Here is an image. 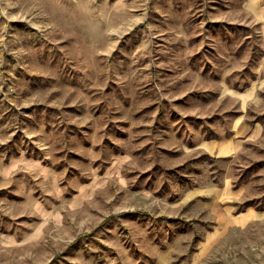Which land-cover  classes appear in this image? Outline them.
Wrapping results in <instances>:
<instances>
[{
	"label": "rangeland",
	"instance_id": "rangeland-1",
	"mask_svg": "<svg viewBox=\"0 0 264 264\" xmlns=\"http://www.w3.org/2000/svg\"><path fill=\"white\" fill-rule=\"evenodd\" d=\"M263 114L264 0H0V264H264V217L208 242L182 201L264 210Z\"/></svg>",
	"mask_w": 264,
	"mask_h": 264
},
{
	"label": "crops",
	"instance_id": "crops-1",
	"mask_svg": "<svg viewBox=\"0 0 264 264\" xmlns=\"http://www.w3.org/2000/svg\"><path fill=\"white\" fill-rule=\"evenodd\" d=\"M246 126L241 117L237 116L232 124V134L221 139L210 138L198 145L210 154L222 158H233L243 150L246 138L242 137ZM251 186L249 183L238 182L233 175H224L219 182H210L204 187L190 189L187 196L182 200L196 204L202 208L205 214L214 215L215 224L208 229V242L213 237V230L228 231L231 227L248 226L256 219L264 217V210L256 209L249 203L244 209L238 211V204L249 200ZM205 227V225H203ZM206 228V227H205ZM201 230V229H200ZM202 231V230H201ZM195 235L198 230L194 227ZM172 250L158 251L151 264H177L172 261ZM181 262V261H179ZM179 264V263H178Z\"/></svg>",
	"mask_w": 264,
	"mask_h": 264
},
{
	"label": "trees",
	"instance_id": "trees-1",
	"mask_svg": "<svg viewBox=\"0 0 264 264\" xmlns=\"http://www.w3.org/2000/svg\"><path fill=\"white\" fill-rule=\"evenodd\" d=\"M263 115H264V114H263ZM248 201H249V200H246V201H244V202L238 204L237 210L240 211V210L244 209V208L249 204V203H247ZM259 209H263V208L261 207V208H259Z\"/></svg>",
	"mask_w": 264,
	"mask_h": 264
}]
</instances>
